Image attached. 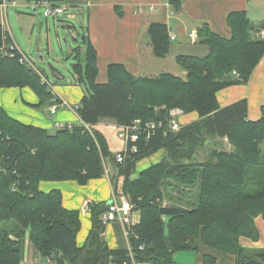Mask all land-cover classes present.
<instances>
[{
  "label": "trees",
  "instance_id": "16d2710c",
  "mask_svg": "<svg viewBox=\"0 0 264 264\" xmlns=\"http://www.w3.org/2000/svg\"><path fill=\"white\" fill-rule=\"evenodd\" d=\"M14 1L0 0V5ZM23 1L32 7L42 2L65 4L67 13L84 9L90 0ZM171 4L180 9V1ZM116 11L123 14L118 7ZM227 25L229 37L208 24L197 30L198 42L208 54L176 58L185 78L171 73L135 76L123 64H111L108 81L100 83L97 50L83 34L73 65L88 92L78 105L82 125L50 132L21 122L0 106V264L22 263L27 236L41 256L55 264H131L127 247L110 248L103 237L106 202L90 205L92 227L79 246L80 210L67 209L60 190L40 189L42 182L87 185L106 175L107 159L118 170L114 185L124 178V194L140 214L129 236L138 263L175 264L176 253L191 250L201 255L200 264H219L220 255L232 258L233 264H264V248L241 243L242 238L257 242L256 219L264 220V107L254 122L248 119L247 99L222 107L217 97L225 88L249 82L264 57V38L259 36L264 23L256 26L246 11H234L227 16ZM148 34L154 55L166 58L172 47L167 25L152 23ZM12 44L0 24V89L30 88L40 98L30 106L41 108L51 100V89L42 73L21 63L24 52L9 50ZM234 72L239 76L226 81ZM174 110L196 112L199 119L172 131ZM135 120L162 122L165 128L149 140L142 133L139 152L119 164L105 136L92 127L102 122L129 126ZM209 140L222 141V149L213 148L207 160L197 161L198 151ZM159 150L167 152L164 160L134 177L137 164ZM186 187L198 191L192 204L164 206L167 197L178 199L168 189L180 196ZM116 230L122 238L120 227Z\"/></svg>",
  "mask_w": 264,
  "mask_h": 264
},
{
  "label": "crops",
  "instance_id": "0c3cea01",
  "mask_svg": "<svg viewBox=\"0 0 264 264\" xmlns=\"http://www.w3.org/2000/svg\"><path fill=\"white\" fill-rule=\"evenodd\" d=\"M171 1L90 0L84 9H81L88 24L85 35L89 36L98 53V82L105 83L108 81V67L111 64H123L130 73L141 77L154 78L163 73H169L163 71L165 58H158L154 55L148 34L152 23L166 24L170 37L172 35L176 37L173 42L179 41L180 45L186 42L194 48L193 52L195 53L182 51L179 48L178 52L184 53L176 55L175 58L180 55L206 56L208 48L199 44L198 39L194 40L190 35L193 32L197 34V30L202 25L208 24L214 32L229 37L231 31L227 25V16L231 12L246 11L251 23L256 26L264 23V0H178L181 2L179 10L174 8ZM117 7L122 9V15H118ZM70 15L69 18L76 17L75 14H73V17H70ZM0 24L12 37L13 44L22 51L10 27L3 23ZM262 38H264V35ZM174 50L175 48L172 46L168 55H172ZM184 74L186 77V71H184ZM235 78L236 76L230 75L226 77V81H233ZM74 79L75 84L71 85L56 86L50 84L49 89H51L52 98L41 108L31 107L38 104L40 98L30 88H2L0 89V106L21 122L48 129L50 132L51 130L56 132V124L58 123L82 125L83 121L73 106L80 104L85 96V91L80 88L81 84H79L78 78L75 76ZM217 97L222 107L247 99L248 119L254 122L258 121L262 117V108L264 107V57L253 71L247 84L225 88L218 93ZM54 102H68L70 106L60 105L57 112L52 114L50 109ZM174 112L181 125H187L199 119L196 112L190 114H184L180 110H174ZM102 123L92 128L102 133L100 130ZM105 124L118 127L112 123ZM223 141L228 148L226 138ZM221 146L223 147V143ZM105 168V176L90 180L87 185H80L73 181L42 182L40 184V189L44 192L60 190L63 195V204L67 209L80 210L82 228L77 238L79 246L84 245L92 227L90 205L102 202L109 204L114 193L122 185L123 177L119 179L117 186H115L112 181L115 175H112L109 171V165ZM256 225L260 232L259 240L255 242L242 238L241 243L243 246L264 248V220L262 217L256 219ZM117 226L120 227L123 234L119 246L114 232ZM103 237L110 248L128 247V242L119 223H108ZM197 258V264H200L201 255H198ZM43 260L44 258L27 236L23 244V261L21 264H43ZM45 260L48 264H55L50 259ZM219 264H233V260L230 257L220 255Z\"/></svg>",
  "mask_w": 264,
  "mask_h": 264
},
{
  "label": "rangeland",
  "instance_id": "374dc122",
  "mask_svg": "<svg viewBox=\"0 0 264 264\" xmlns=\"http://www.w3.org/2000/svg\"><path fill=\"white\" fill-rule=\"evenodd\" d=\"M30 5L31 4L26 1L16 0L8 3L6 11L2 8L3 5H0V23L10 27L24 54L33 62L35 68L43 74L49 84L56 86L75 84L73 68V65L77 63L75 50L83 46V34H85L88 27L86 18L83 16V10L73 8V10L61 16L54 17L51 15L47 17L44 8L37 7L36 10H34V7ZM60 6L65 7L67 5L61 4ZM70 13L75 14L76 17L69 18ZM172 46L175 50L172 55H168L165 58V67L163 71L185 77V74L183 75L184 70L176 62L175 56L184 53L178 52L180 49L182 51L195 53L193 52L194 48L190 47L186 42L180 45L179 41H172ZM197 55L202 56L203 54ZM80 88L85 91V94L88 93L85 85H80ZM41 111H43V109H41ZM100 130L105 136L109 149L113 155L124 150V144L119 138L121 130L118 127L102 123ZM54 131L55 130H51V132ZM213 148H222L221 142L218 140H209L206 145L198 151L196 160H207L209 152ZM262 148L264 150V144H262ZM166 154L167 152L165 150H159L157 153H153L141 160L137 164L134 177H137L142 170H146L163 161ZM106 162L107 164L109 163V171L111 174L117 175L118 170L112 167L110 159H107ZM123 183L124 178L120 186L121 193L124 194ZM181 190L182 195L179 196L174 192V189H168L166 192L172 196H176L178 199L170 200L167 197L164 206H171L173 205L172 203L189 206L192 204V201L198 197V191L194 190L192 187L181 188ZM124 196L130 200L126 194H124ZM131 204L133 205L134 213L137 212V216L139 213L134 208V204L132 202ZM114 232L119 246L120 235L117 230ZM197 256L198 253L191 250L180 251L175 254V264H197ZM136 261L138 262L137 259ZM43 264H48L45 259L43 260Z\"/></svg>",
  "mask_w": 264,
  "mask_h": 264
},
{
  "label": "built area",
  "instance_id": "2783aa9c",
  "mask_svg": "<svg viewBox=\"0 0 264 264\" xmlns=\"http://www.w3.org/2000/svg\"><path fill=\"white\" fill-rule=\"evenodd\" d=\"M8 3L4 2L3 8H7ZM33 7L36 9L37 7H42L45 9V15L47 17L49 16H54L58 17L63 14H66L65 12L68 10V7H63V6H53L48 2H42L39 4H33ZM70 17H73V14L70 15ZM264 31H262L259 36L263 37ZM194 40L198 39V35L196 32H193L190 35ZM171 40H175L176 37L172 35ZM9 50L14 51H20L19 47L16 46L15 44L10 45ZM21 63L26 64L29 68H33L37 72H39L36 68L33 62L29 60V58L26 55H23L21 58ZM41 73V72H39ZM234 76L238 77L239 75L234 72ZM43 81L45 83H48L47 79L42 76ZM48 85H50L48 83ZM51 87V85H50ZM65 106L69 107L70 105L68 102H62V103H54L52 108L50 109L52 114H55L59 108V106ZM75 110L78 111L79 106H73ZM66 125L69 124H56L57 129L64 128ZM71 126V125H69ZM87 128L89 129L90 127L87 125ZM165 128V124L162 122H149L143 124L141 120H135L131 125L129 126H122L119 127L121 130L119 133V138L124 144V150L121 152H118L115 154V160L117 163L122 164L126 161L127 156L130 154H136L139 152V146L137 145V142L140 138V136H145L146 140H149L158 130H163ZM182 128L181 123L177 119L176 113L173 111L172 112V121H171V130L172 131H179ZM167 131V130H166ZM169 131V130H168ZM167 132H165L166 134ZM226 142L228 143V148H230V144L228 142V139L226 138ZM109 164V163H108ZM107 162L104 161L105 167L108 166ZM135 213L132 211V206L131 202L128 201V199L124 196L123 193H121V190L119 189L116 191L112 197V200L108 204V211L105 213L103 216V222L104 224L106 223H119L122 226L124 236L128 242V247L127 249L130 250V255H132V249L129 244V236L131 235V229L135 224H137L140 221L139 216H136ZM143 249V247L141 248ZM133 264H138V263H133ZM148 264V263H144Z\"/></svg>",
  "mask_w": 264,
  "mask_h": 264
},
{
  "label": "bare ground",
  "instance_id": "6f19581e",
  "mask_svg": "<svg viewBox=\"0 0 264 264\" xmlns=\"http://www.w3.org/2000/svg\"><path fill=\"white\" fill-rule=\"evenodd\" d=\"M143 124H144V122H143ZM132 211H133V209H132ZM134 213V212H133ZM104 223V222H103ZM108 223H106L105 225H107ZM132 234V233H131ZM129 260L131 261V264H133V263H138L137 261H136V259H135V257L133 256V252H132V255H130L129 254ZM138 264H140V263H138Z\"/></svg>",
  "mask_w": 264,
  "mask_h": 264
},
{
  "label": "water",
  "instance_id": "95a60500",
  "mask_svg": "<svg viewBox=\"0 0 264 264\" xmlns=\"http://www.w3.org/2000/svg\"><path fill=\"white\" fill-rule=\"evenodd\" d=\"M104 231H105V228H103V231H102V233H104Z\"/></svg>",
  "mask_w": 264,
  "mask_h": 264
}]
</instances>
